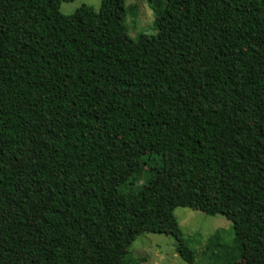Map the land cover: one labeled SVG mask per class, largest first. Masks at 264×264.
<instances>
[{"label":"trees","instance_id":"1","mask_svg":"<svg viewBox=\"0 0 264 264\" xmlns=\"http://www.w3.org/2000/svg\"><path fill=\"white\" fill-rule=\"evenodd\" d=\"M74 1L0 0V264H127L144 234L194 264L177 208L264 264V0H164L135 40L125 0Z\"/></svg>","mask_w":264,"mask_h":264},{"label":"rangeland","instance_id":"2","mask_svg":"<svg viewBox=\"0 0 264 264\" xmlns=\"http://www.w3.org/2000/svg\"><path fill=\"white\" fill-rule=\"evenodd\" d=\"M102 2L103 0H75L72 3H62L60 13L71 16L83 6L98 12ZM157 6H164V0H125V26L131 39L155 35L154 9ZM65 150L62 145L55 147L58 154H63ZM146 179L147 175H144L141 183ZM113 197L127 201L133 199L129 192ZM174 216L189 249L194 254V264H225L240 258L233 226L226 218L210 217L182 208L175 209ZM126 263L187 264L178 255L177 244L173 238L154 234L141 235L131 244Z\"/></svg>","mask_w":264,"mask_h":264}]
</instances>
